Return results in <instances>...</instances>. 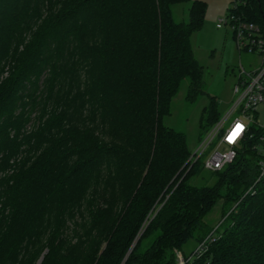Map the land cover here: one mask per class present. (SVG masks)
I'll return each instance as SVG.
<instances>
[{"label": "trees", "instance_id": "16d2710c", "mask_svg": "<svg viewBox=\"0 0 264 264\" xmlns=\"http://www.w3.org/2000/svg\"><path fill=\"white\" fill-rule=\"evenodd\" d=\"M186 1L176 21L171 6ZM243 1L236 12L264 30V0ZM205 7L0 0V264H177V252L182 264H264L250 144L194 184L202 161L186 163L184 134L162 122L183 79L187 99L202 91L190 35ZM218 117L210 104L203 126Z\"/></svg>", "mask_w": 264, "mask_h": 264}, {"label": "rangeland", "instance_id": "374dc122", "mask_svg": "<svg viewBox=\"0 0 264 264\" xmlns=\"http://www.w3.org/2000/svg\"><path fill=\"white\" fill-rule=\"evenodd\" d=\"M203 1L206 7L202 24L190 35L194 56L202 66V91L198 92L193 99H187V79H183L170 101L169 114L165 115L162 120L163 124L184 134L186 146L190 152H193L208 128L203 126L207 107L214 104L219 117L229 108L234 97L232 86L239 62L246 68H253L259 64L261 59L257 53L243 51L239 54L229 25L216 26L218 19L223 18L231 6V0ZM189 5L190 1L172 5L173 18L176 21L186 20ZM210 172L202 169L191 182L194 184L211 183L213 175ZM221 205L222 201L216 200L203 216L202 221L208 227L214 228L219 223ZM196 243L194 239H189L182 247L183 254H190ZM146 245L147 242L143 244V247ZM38 262L39 259L36 264Z\"/></svg>", "mask_w": 264, "mask_h": 264}, {"label": "built area", "instance_id": "2783aa9c", "mask_svg": "<svg viewBox=\"0 0 264 264\" xmlns=\"http://www.w3.org/2000/svg\"><path fill=\"white\" fill-rule=\"evenodd\" d=\"M239 3L244 1L231 0L232 9L218 19L216 26L229 25L239 54L243 51L257 53L261 59L253 68L239 62L229 108L207 128L186 163L200 159L204 169L220 170L237 157L244 145L250 144V149L256 153L259 169L256 180H259L264 175V30L260 24L236 12ZM199 249L201 245L194 252ZM176 256L177 264H182V255L177 252Z\"/></svg>", "mask_w": 264, "mask_h": 264}, {"label": "snow or ice", "instance_id": "6c2138e0", "mask_svg": "<svg viewBox=\"0 0 264 264\" xmlns=\"http://www.w3.org/2000/svg\"><path fill=\"white\" fill-rule=\"evenodd\" d=\"M241 127H242V126H239V125H238V128H241Z\"/></svg>", "mask_w": 264, "mask_h": 264}, {"label": "water", "instance_id": "95a60500", "mask_svg": "<svg viewBox=\"0 0 264 264\" xmlns=\"http://www.w3.org/2000/svg\"><path fill=\"white\" fill-rule=\"evenodd\" d=\"M133 244H134V243H133ZM133 244H132V245H133ZM130 249H131V248H130ZM130 249H129V250H130ZM129 250H128V251H129Z\"/></svg>", "mask_w": 264, "mask_h": 264}]
</instances>
